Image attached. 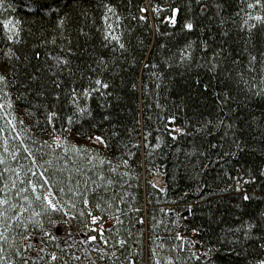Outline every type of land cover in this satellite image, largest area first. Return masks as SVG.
Instances as JSON below:
<instances>
[{
    "label": "trees",
    "instance_id": "obj_1",
    "mask_svg": "<svg viewBox=\"0 0 264 264\" xmlns=\"http://www.w3.org/2000/svg\"><path fill=\"white\" fill-rule=\"evenodd\" d=\"M257 12L264 0H3L0 204L3 162L30 157L62 210L7 216L0 264L264 260Z\"/></svg>",
    "mask_w": 264,
    "mask_h": 264
},
{
    "label": "rangeland",
    "instance_id": "obj_2",
    "mask_svg": "<svg viewBox=\"0 0 264 264\" xmlns=\"http://www.w3.org/2000/svg\"><path fill=\"white\" fill-rule=\"evenodd\" d=\"M257 16L262 17V19L257 20ZM263 16L264 15L260 14L259 12L252 13L249 17V22H259L264 19ZM9 29L12 30V27H9ZM9 114L10 104L6 100L4 101L2 97H0V124L3 127L6 125V123L3 121L6 120ZM43 142L48 146V148L55 149V145L53 142H46V140H44ZM4 147L7 148V144L4 145ZM27 147L29 146L27 145ZM40 149L41 147L37 148V152H40ZM8 153H10L9 149L7 151V154ZM29 162L30 164L25 163L19 167L13 166V162H3L6 170L10 174L5 187V197L3 200L7 201V203L2 202L0 204V232L4 230L6 217L11 216V214L16 209L18 210L20 206L25 205L28 210V218H33L36 214L34 210L41 208V205H43L44 198L42 199V192L44 188L42 187V185H44L45 182L44 179H42L43 177H41V165L39 162L37 163L30 160V157ZM33 185H35V189H33ZM37 195L41 197L39 200L37 199ZM48 199H50L53 204H56L58 208L61 207V205L56 202L50 194L47 195V199H44L45 206H48ZM48 207L52 210L50 206ZM60 210L62 209L60 208Z\"/></svg>",
    "mask_w": 264,
    "mask_h": 264
},
{
    "label": "snow or ice",
    "instance_id": "obj_3",
    "mask_svg": "<svg viewBox=\"0 0 264 264\" xmlns=\"http://www.w3.org/2000/svg\"><path fill=\"white\" fill-rule=\"evenodd\" d=\"M257 3H259V0H257ZM2 6H3V0H0V7H2ZM249 7H252V5H249ZM51 10H55V9H51ZM256 19H257V20H260V19H262V17L257 16ZM61 23H63V21H61ZM11 24H12V22L9 21V20H5V21H3V25H4L5 28H8L9 25H11ZM12 27L14 28L15 25H12ZM109 27H110V26H109ZM187 28L192 29V28H193V24H192V23H188V24H187ZM9 38H11V37H9ZM105 39H107V36L105 37ZM112 39H114V40H119V37H118V36H112ZM120 47L123 48L124 45H123V44H120ZM253 59H255V57H253ZM2 79H5V78H4L3 76H0V80H2ZM96 83H97V84H101V81H100V80H97ZM103 87L107 88L108 85H107V84H104ZM73 91H74V90H73ZM86 94H87V92H86ZM257 95H259V93H257ZM80 111L83 112L84 109H80ZM180 131H182V129H180ZM95 139H96L97 141H103V137H100V136L95 137ZM105 143H106V142H105ZM33 189H35V185H33ZM40 198H41V197H40L39 195H37V199L39 200ZM44 199H47V195H45ZM244 199H248V196L245 195ZM2 202H3V203H7V201H2ZM47 205L50 206L54 212H58V211H60V208H58L56 204H53L52 201H51L50 199L47 200ZM97 206H98V205H97ZM23 210H24V209L21 208V211H23ZM45 211H46V209H45ZM35 215L39 216V215H41V213H36ZM95 219H96V218L93 217V220H95ZM49 223H51L53 226H55L57 222H56V221H53V220H51V219L49 218ZM63 223H67V221H64ZM36 224L39 226L41 232H43L44 234H49V233H47V230H45V229L43 228V223H42L41 221H39V220L36 221ZM0 238H2V237H0ZM90 238L93 239V240L96 239L95 236L90 237ZM261 246L264 247V245H261ZM2 250H3V249L0 248V251H2ZM53 259H55V256H53ZM25 264H27V261H25ZM259 264H264V260L260 261Z\"/></svg>",
    "mask_w": 264,
    "mask_h": 264
},
{
    "label": "built area",
    "instance_id": "obj_4",
    "mask_svg": "<svg viewBox=\"0 0 264 264\" xmlns=\"http://www.w3.org/2000/svg\"><path fill=\"white\" fill-rule=\"evenodd\" d=\"M154 183L158 187H163V185H164L163 181H162V179L160 177L154 178ZM167 210H169V208H167ZM110 221H111L110 214H106V216L102 219L101 222H104V224H106V223H110ZM206 252H207V250H203L202 251L203 254L206 253Z\"/></svg>",
    "mask_w": 264,
    "mask_h": 264
},
{
    "label": "water",
    "instance_id": "obj_5",
    "mask_svg": "<svg viewBox=\"0 0 264 264\" xmlns=\"http://www.w3.org/2000/svg\"><path fill=\"white\" fill-rule=\"evenodd\" d=\"M30 1H43V0H30Z\"/></svg>",
    "mask_w": 264,
    "mask_h": 264
}]
</instances>
